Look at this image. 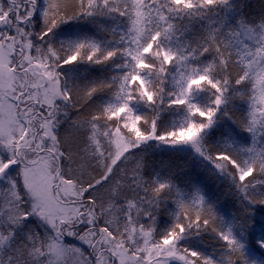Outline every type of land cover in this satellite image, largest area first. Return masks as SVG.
<instances>
[{
	"label": "snow or ice",
	"instance_id": "obj_1",
	"mask_svg": "<svg viewBox=\"0 0 264 264\" xmlns=\"http://www.w3.org/2000/svg\"><path fill=\"white\" fill-rule=\"evenodd\" d=\"M246 6L0 0V264H264Z\"/></svg>",
	"mask_w": 264,
	"mask_h": 264
},
{
	"label": "trees",
	"instance_id": "obj_2",
	"mask_svg": "<svg viewBox=\"0 0 264 264\" xmlns=\"http://www.w3.org/2000/svg\"><path fill=\"white\" fill-rule=\"evenodd\" d=\"M244 3L247 5L245 8L246 12H249L251 14H257L261 11L262 5H264V0H244ZM171 154L169 153H162L160 155H157L155 157H151V159L155 160H168L170 158ZM177 162H183L181 161L180 157H172ZM207 239V238H206Z\"/></svg>",
	"mask_w": 264,
	"mask_h": 264
}]
</instances>
